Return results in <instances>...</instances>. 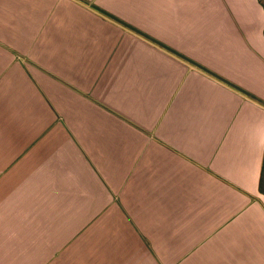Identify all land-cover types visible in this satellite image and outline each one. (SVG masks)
<instances>
[{
	"label": "crops",
	"instance_id": "0c3cea01",
	"mask_svg": "<svg viewBox=\"0 0 264 264\" xmlns=\"http://www.w3.org/2000/svg\"><path fill=\"white\" fill-rule=\"evenodd\" d=\"M258 0H0V264H264Z\"/></svg>",
	"mask_w": 264,
	"mask_h": 264
},
{
	"label": "trees",
	"instance_id": "16d2710c",
	"mask_svg": "<svg viewBox=\"0 0 264 264\" xmlns=\"http://www.w3.org/2000/svg\"><path fill=\"white\" fill-rule=\"evenodd\" d=\"M258 1L264 10V0H258ZM263 35H264V32H263ZM259 191L261 194H264V160H263V165H262V174H261Z\"/></svg>",
	"mask_w": 264,
	"mask_h": 264
}]
</instances>
